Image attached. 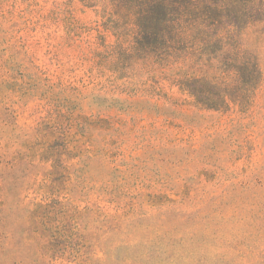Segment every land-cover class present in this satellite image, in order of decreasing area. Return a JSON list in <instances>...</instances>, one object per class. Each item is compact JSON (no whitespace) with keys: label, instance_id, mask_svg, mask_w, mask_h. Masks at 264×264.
Instances as JSON below:
<instances>
[{"label":"rangeland","instance_id":"1","mask_svg":"<svg viewBox=\"0 0 264 264\" xmlns=\"http://www.w3.org/2000/svg\"><path fill=\"white\" fill-rule=\"evenodd\" d=\"M173 1L166 62L117 1L0 0V264H264V0Z\"/></svg>","mask_w":264,"mask_h":264},{"label":"trees","instance_id":"2","mask_svg":"<svg viewBox=\"0 0 264 264\" xmlns=\"http://www.w3.org/2000/svg\"><path fill=\"white\" fill-rule=\"evenodd\" d=\"M120 5L119 9L123 11L122 21L130 20L135 24V37L133 40V49L136 52L145 55H156L161 61H170L179 58L185 54L181 46L184 44L183 36L172 30V17L177 14L178 8L173 0H114ZM207 1V0H206ZM113 2V0H112ZM208 2V1H207ZM199 4H202L199 2ZM212 8V5H211ZM220 6L215 9L218 10ZM223 12L215 17L202 14L200 17V27L203 31L198 34L203 37L201 43L204 49L208 45V32L204 31V24H221L225 19ZM233 61V60H232ZM247 63H240L235 67L237 74H243L249 70ZM230 70V69H229ZM241 81V79H239ZM183 87L189 91L195 99V103L206 109L220 110L228 108L229 102L239 103L242 96L235 94L232 84L226 82L224 77H206L186 78L182 82Z\"/></svg>","mask_w":264,"mask_h":264}]
</instances>
